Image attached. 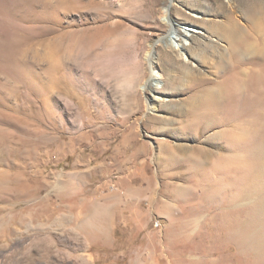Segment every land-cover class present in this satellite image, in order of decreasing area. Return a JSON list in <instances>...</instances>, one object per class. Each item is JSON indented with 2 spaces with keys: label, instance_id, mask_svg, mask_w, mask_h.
<instances>
[{
  "label": "rangeland",
  "instance_id": "1",
  "mask_svg": "<svg viewBox=\"0 0 264 264\" xmlns=\"http://www.w3.org/2000/svg\"><path fill=\"white\" fill-rule=\"evenodd\" d=\"M171 2L183 55L159 42ZM251 8L0 0V264H264V32ZM229 21L250 44L242 58ZM207 92L214 115L196 121Z\"/></svg>",
  "mask_w": 264,
  "mask_h": 264
},
{
  "label": "bare ground",
  "instance_id": "2",
  "mask_svg": "<svg viewBox=\"0 0 264 264\" xmlns=\"http://www.w3.org/2000/svg\"><path fill=\"white\" fill-rule=\"evenodd\" d=\"M251 2H252V8H251L252 19L251 20H252V22L255 23V25L261 23L263 25V29H264V0H251ZM171 6H173V2H171V4L169 6H167V8L164 9V16H163V21L167 22V24L169 25L171 30L166 37L159 40V42H166L165 46H173L174 41L176 39H178L177 35L172 37V34L175 33V24L170 18ZM263 29H262V32H264ZM188 31H190L192 33L194 32L193 30H188ZM224 36L229 40L230 45H231V50H232V52L235 53V55L237 57H240V55L244 49L246 50V49L250 48V44L247 41L239 38V35L236 32L235 26L231 21H229L228 24L224 27ZM99 39H100L99 37L93 36V37H90L87 40V42L89 43V45L91 47L92 46L94 47L98 43ZM259 39H262L264 41V34ZM183 42H184V39H183ZM180 43H178V44L175 43L176 45L173 46V47L177 48L179 52H181L183 47H184ZM80 45H81V43L75 42L74 40L70 41L68 46L66 45V43L62 44V47H61V53H62L61 70H62L63 74L68 69H70V68H68L66 61L69 58L75 60L76 57H78L77 52L79 50ZM252 45H254V44L252 43ZM181 53L183 55V51ZM152 55H153L152 51H150L147 55L148 59H150V61H151L150 62V68L152 71V76L150 78V81L154 80L156 78V76H154L155 75L154 71L152 70V64H153L152 59H151ZM242 57H240V58H242ZM250 60L252 61V58ZM72 67H73V65H72ZM142 90L146 91L147 86H143ZM205 96L207 97L205 100L204 99H194V100H197L196 102H197V105L199 108V109L194 110V112H193V113H195V117L193 116V118L196 121L199 120L201 122H206L207 118L209 116L213 117L214 107L218 104V102H217L218 97L216 94H213L212 92H207ZM160 98L163 99L164 101L166 100L165 98H162V97H160ZM230 122H233V121H230Z\"/></svg>",
  "mask_w": 264,
  "mask_h": 264
},
{
  "label": "crops",
  "instance_id": "3",
  "mask_svg": "<svg viewBox=\"0 0 264 264\" xmlns=\"http://www.w3.org/2000/svg\"><path fill=\"white\" fill-rule=\"evenodd\" d=\"M133 196H135L134 199H135L136 201L147 200V197H146L147 194H146V193H144V194L141 193V194H139V195H138V194H135V195H133Z\"/></svg>",
  "mask_w": 264,
  "mask_h": 264
}]
</instances>
